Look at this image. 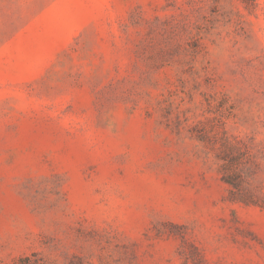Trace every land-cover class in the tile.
I'll return each mask as SVG.
<instances>
[{
    "label": "rangeland",
    "instance_id": "rangeland-1",
    "mask_svg": "<svg viewBox=\"0 0 264 264\" xmlns=\"http://www.w3.org/2000/svg\"><path fill=\"white\" fill-rule=\"evenodd\" d=\"M0 264H264V0H0Z\"/></svg>",
    "mask_w": 264,
    "mask_h": 264
}]
</instances>
